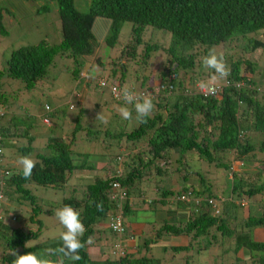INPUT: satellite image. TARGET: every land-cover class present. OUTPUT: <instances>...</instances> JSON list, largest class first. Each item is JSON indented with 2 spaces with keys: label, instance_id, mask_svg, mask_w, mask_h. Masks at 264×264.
Here are the masks:
<instances>
[{
  "label": "trees",
  "instance_id": "obj_1",
  "mask_svg": "<svg viewBox=\"0 0 264 264\" xmlns=\"http://www.w3.org/2000/svg\"><path fill=\"white\" fill-rule=\"evenodd\" d=\"M51 1L57 6L60 43L50 46L43 40L38 44L12 51L6 61L7 78L21 81L24 89L31 91L44 76L54 57L63 54L74 61L76 80L82 68L85 66L86 70L91 67L89 64L91 65L92 61L104 66V63L100 62L98 52L106 47L109 50L106 55H109L118 44L123 25L130 23L135 46L141 44L142 33L147 28L159 30L162 35L168 36V46L162 47L164 50H161L167 56V61L160 76L163 80L168 76L172 77L168 84L176 91L174 93L176 97L173 100L170 97L171 100L168 98L153 101L155 110L145 122L137 119L134 129L120 130L115 137L117 146L113 148L120 151L121 148L125 149L123 155L115 157V160L124 159L122 160L124 171L120 176L107 179L95 174L101 171L95 168L97 162L101 158H107L109 154L94 153V147L96 149L100 147L98 143L101 133L82 128L81 119L85 114L83 110L78 112L71 134L65 135L66 137H49L43 153H39L32 146L34 137L29 133L31 125L22 134H18L13 132L9 125H2L1 119L5 118V114L1 116L0 140L25 138L27 146L23 145L18 151L21 156L33 155L36 167L31 179L26 180L19 174L21 169L18 170L15 165L8 168L3 166L0 169V195L5 205L11 204L7 208L11 214L16 212V207L21 206V209L24 206L28 207L27 219L30 224L37 227L36 230L30 229L29 232L23 231L22 228L12 229L6 225L0 227V234L5 232L9 234V237L0 235L5 241L1 264H12L14 257L10 253L14 250L23 255L58 249L62 245L61 235L52 238L51 241L37 242L43 229L42 221L38 218L45 214L55 215L56 211L65 205H71L80 213L86 228L84 236L81 237L85 246L79 252L78 261L73 262L59 253L49 257L53 261L62 260L63 264H155L151 259H136L128 252L126 257L120 260L106 258L104 261H94L87 251L92 244L87 243L88 237L93 238L98 228L108 233L103 228L104 221L116 210L115 204L110 200L112 182H118L126 187L129 195L132 193L138 195L143 182L148 180L152 167H156L155 164L159 165L156 167L157 174L168 176V172H164L162 167L168 161L165 159L171 158L170 153L178 149L183 152L195 150L206 163L215 164L216 168L225 172L231 169L232 161L218 162L221 155L232 156L233 161L241 162L243 172L256 162L258 155L264 154V87L255 79L257 74L255 59L244 58L246 52L252 55L264 49V42L260 39V35H264V0H85L88 1L86 12L76 8L75 0ZM2 11L0 7V34L5 36ZM45 11H48V8H45ZM244 40L247 41L245 47L241 43ZM135 46L131 47L132 59L135 57ZM158 46L154 44L145 47L142 56L144 62L150 58L152 52L160 51ZM193 48L201 49L204 56L211 48H215L218 54L219 49L222 51L231 74L224 79L228 86H224L225 83L222 85L217 98H203L195 86L199 82L209 80L213 70L199 67L203 61L197 54L195 57H186L185 52ZM128 66L131 68L133 65ZM107 71L108 79L118 80L120 85L125 82L127 65L115 62L109 70L106 69ZM144 79L141 80V88L148 84L146 78ZM88 84L89 82H86V87ZM150 86L152 83H149L148 87ZM86 96L87 88L82 91L81 99H85ZM2 99L3 97L0 98V105L3 104ZM118 106L129 107L125 102H119ZM131 109L132 112L135 111L134 107ZM54 114L52 112L50 116H55ZM196 118L203 123L199 122L200 120L196 122ZM10 120L8 124L17 128L16 118ZM125 122L127 126L131 119ZM202 132H205V135L202 134L200 138ZM78 136L81 144L89 145L88 149L81 148L79 153ZM105 136L109 134L103 133L101 140L103 143ZM143 137H147L149 157L145 154L144 157L139 154L133 155L128 148V142L138 148V143ZM1 147L3 149L5 145ZM178 160L180 164V159ZM175 170L178 174L180 169ZM79 173L93 175V181L71 187L69 196L64 198L60 207L53 211H45L44 214L38 205L42 199L33 194L31 187L62 191L69 188L71 177ZM245 174V177L254 179L248 182L246 179L243 180L244 177H240L232 186V193L239 200L251 199L264 192V163L263 167H254ZM187 180L184 178L185 183ZM199 180V188L194 185L189 188L185 185L173 191H170L169 180L167 186H163L164 189L159 188L163 192L162 199L169 195L181 196L189 189H192L191 195L195 199H217L216 187L213 190L202 177ZM228 198L225 197L222 204L224 215L213 216L211 206L207 203L188 206L190 219L186 224L168 223L163 225L156 235L188 237L187 246L177 250L189 251L193 248L196 258L205 252L204 255H209L208 259L211 256L222 258L233 255V258L236 257L235 264H264V213L260 216L251 215L246 219L235 213L238 206L233 201H227ZM101 202L102 210H98L97 205ZM130 210L126 204L125 222L130 217ZM28 241H31L29 248L25 247ZM226 246L229 247L225 248Z\"/></svg>",
  "mask_w": 264,
  "mask_h": 264
},
{
  "label": "rangeland",
  "instance_id": "obj_2",
  "mask_svg": "<svg viewBox=\"0 0 264 264\" xmlns=\"http://www.w3.org/2000/svg\"><path fill=\"white\" fill-rule=\"evenodd\" d=\"M26 1L28 3V7H26L22 0H0V7L3 10L2 23L6 31L5 36L0 34V98L3 97V104L0 105V115L5 114V118L1 119L2 125H9L8 127H10L13 132L18 134H22L23 131L31 125L32 127L29 133L30 136L34 137L32 146L39 153H43L46 141L49 137H66L65 135L71 134L74 127L75 118L78 112L83 110L85 114L83 113L84 115L81 119L82 128H88L92 132L101 133L99 135L100 139L98 143L100 144V147L97 149L94 147V153H96V155H100L102 152L109 154L107 158L104 157L105 159L101 158V160H99L108 162L105 170L100 171L102 164H105L106 162H97L95 169L100 171V173L95 172V174L105 177L108 175L107 171L110 169H113L114 172L118 167L124 169L123 164H118L114 161L112 162V158L115 159L116 156H119L120 154L123 155L121 151L125 150L121 148L120 151L117 148H113L114 146H117V140L115 137L121 129L123 130L125 128L127 131L134 129L135 125L137 124L136 112H132L131 123L126 126V120L123 119L119 113L120 107L118 104L113 102L115 100L112 98L110 92L105 88H100L97 82L98 80H103L106 83H109L110 79L107 78L108 71L106 72V69L108 68L109 70L113 66V63L117 62L118 64L127 65L128 72L124 77L125 82L123 81L127 87H131L132 85L138 87L141 85V80H145L144 78H146V80L153 85V81L160 80V75L163 72L164 65L167 61V56L161 50H164L162 47L166 48L168 46V36L162 35L161 31L159 30L147 28L146 31L142 33L140 40L141 44L139 46H135L134 37L131 35L132 25L130 23L124 24L115 49L111 51L109 55H106V53L109 51L106 47H103V49L98 52L100 62L104 63V66L98 64L96 61L91 62L89 74L91 77H93V85L91 83L87 85V96L85 99H83V102L78 101V98L76 97V94L80 91V87H83V81L80 83V85L76 83L74 77V61L71 58L65 57L63 54L54 57L52 64L46 69L44 76L40 79V81H38L37 86L31 91H27L24 89V85L21 81L12 80L6 77V61L9 58L11 52L21 47L38 44L43 40L50 46H56L60 43L61 32L57 6L55 2L51 0ZM75 6L79 11L86 12L88 9V1L75 0ZM45 8H48V11H45ZM260 39L264 41V35H260ZM241 43L243 47L247 45L246 40L242 41ZM154 44L159 45L158 47L160 51L152 52L150 58L144 62L142 56L145 47L147 45L152 46ZM133 46H135V57L132 59L131 47ZM218 51L220 53L222 52L221 49ZM195 54L199 55V59L203 61L204 55L201 49L193 48L185 52L186 57H195ZM244 58L251 60L255 59V62L257 63V74H255V79H257V82L259 85H261V87H264V49L258 50L252 55L251 53L246 52L244 54ZM134 60L136 61L135 64ZM128 65L133 66L129 68ZM199 67H203L202 69H205L203 62L201 66L199 65ZM83 70H85V66L82 68L81 72L82 75H85ZM136 79L139 80L136 81ZM222 84V80H219L215 83V85ZM98 90L101 91L99 92ZM175 97L176 94L173 95V98ZM69 105L73 107L72 110H69ZM46 106L50 108L51 112L54 111L55 113V116H49L52 126H44L42 124V119L48 113L45 111ZM129 108L131 109L130 106ZM101 114H103L104 119L98 120L97 118ZM11 118H16L18 122L17 128H15L16 126L12 124L10 125V123L8 124V122L11 121ZM199 120V118H196V122ZM199 122L203 123L202 120ZM103 133L109 134V136L104 137V143L101 142L103 139ZM202 134L205 135V132L200 134V138ZM79 136V150H77L78 153L81 151V148H89L88 144L80 143ZM146 139L147 137H143L141 139V141L138 143V148L136 146L133 147V144H129L128 142V148L131 149L133 155L139 154L141 157H144L145 154L147 157H149V147L146 144ZM4 142L5 147L2 149L3 158L0 159V169L3 166H5L4 168H8L12 165L18 167V170L21 169L20 165L17 163L18 159L21 157L18 148L22 147L23 145L27 146V140L23 137H17L9 138ZM83 145L84 147H81ZM104 147L107 148L104 149ZM197 156L198 155L194 153V151L184 154L179 153L178 155L176 153H170V163L163 166V171L168 172V176L164 175V177L157 174V165L156 167H152L150 175L148 176V180L143 182V184L151 185L152 187V190L147 193L148 198L151 200L158 195L154 189L155 186L164 185L170 179H173L171 182L172 186L177 187V184L179 183L178 179L180 180V177H184L186 173L190 172H199L205 182L207 184H211L213 190H215L216 187L217 196L225 198L229 195V191H231V183L229 181H235L240 179V177H244L243 180L246 179L248 182H251L254 178L245 177V173L249 172L254 167H263L264 163V154L258 155L256 162L245 168L243 172L242 169L241 171L240 168L237 169V164L234 163L235 165H233L230 171L232 173L231 174L229 172L216 170L215 167H212L206 163L204 159H201L202 161L197 160ZM231 157L229 155L220 156V158L224 159L226 162H230ZM31 158L33 159V155H31ZM176 159H180L181 164L176 165ZM122 160L124 159L122 158ZM175 169H180L178 170V174L175 173ZM233 173H235L236 176H234ZM80 174L81 175L75 174L73 177H71V180L68 184L69 188L62 191L31 187L33 194L37 196L38 199H42L38 205L44 214L45 211H53L56 207L59 208L64 198L69 196L71 187H78L79 185H83L86 182L88 183L93 181V175H86L84 173ZM213 177L215 178V181H213ZM186 178L188 179L186 182L187 184H195L193 177L189 176ZM233 198L236 199L237 196L233 195ZM260 201L264 202V193L261 196H254L253 198L247 200V206L250 211L252 210V206H257L258 204L256 202ZM10 205L11 204H6L4 209L0 211V227H2V225L8 224L12 228H17L24 224L22 228L25 232H29L30 229L33 230L36 228V225H31L28 219L26 221L22 220L21 223H11L12 214L7 211V208ZM16 209L24 212L26 217L29 216L28 207L24 206L21 209L20 206L16 207ZM244 211L246 210H241L239 207H237L236 213L239 216H242ZM38 219L42 221L44 228L42 237H46V241H51L50 237H58L64 231H66V229L62 224H60L58 218L56 217V213L55 215H40ZM105 225L106 222L104 223L103 227H105ZM152 225L154 226L155 224H151L150 226ZM0 235L9 237V234L6 232ZM95 237L92 239H95ZM38 241H40V239H38ZM4 243L5 241L0 238V264L1 257L4 253ZM227 247L229 246H226L225 248ZM90 253V258L94 261L97 259L98 261V251L92 249L90 250ZM183 256V262H185L187 258H185L186 255ZM203 256L208 259L209 255L206 254ZM204 257L196 258V256H194L193 259L203 260L205 259ZM214 257L211 256L208 259L210 260L209 264H218L217 262H221V264H235L234 260L236 257L233 258V255L223 256L222 258ZM104 259L106 258L101 257L102 261H104Z\"/></svg>",
  "mask_w": 264,
  "mask_h": 264
},
{
  "label": "clouds",
  "instance_id": "obj_3",
  "mask_svg": "<svg viewBox=\"0 0 264 264\" xmlns=\"http://www.w3.org/2000/svg\"><path fill=\"white\" fill-rule=\"evenodd\" d=\"M89 66H90V64H89ZM203 66L205 69H212L213 74L211 75L209 80L199 82L195 86H196V88H198L200 90L203 98H208V97L217 98L219 96L221 90H222V87H223L222 85L225 83L224 86L225 85L228 86V83L224 82V79H226L231 74L230 68L228 67V65L226 63L223 54L222 53L218 54L216 52L215 48L209 49L208 54L203 57ZM89 68L84 71L85 75H82L80 72L78 78L75 80L78 85H80V83L83 81V83H82L83 87L82 88L80 87V91L76 94V97L78 98L77 100L80 102H83V99H81V93H82V91L86 90V88H87L86 82H89L93 85V77H91L89 74V71H90ZM171 79H172V77L168 76L167 78H165L163 80V79H161V76H160V80L153 81L152 86L148 87V84H149V82H148V84H146L142 88L140 85L138 87H135L134 85H132L131 87H127L124 83L122 85H120L118 80H110L109 83H106L103 80H98L97 84L100 88H105L110 92L112 98L115 100V101L112 100L114 103L118 104L119 102H125L126 105H128L130 107H134L135 112H136V118L138 120H140L141 122H145L146 119L149 118L152 115L153 111L155 110V104L153 103V101H155V102H157L159 100L163 101V100H166L168 98L171 100L170 97H172V100H173V95L176 91L171 86H169V84H168ZM219 80H222L223 84L222 85H215V83ZM101 83H104L105 85L101 86ZM113 85L117 86L116 96L114 94H112V92L110 90V88ZM161 86L164 88L163 90L160 89ZM156 89L158 91L153 96L151 94H149L147 96L139 97V95L142 92L146 93L150 90H156ZM98 91L100 92L101 90H98ZM113 91H115V89ZM72 109H73V107L71 105H69V110H72ZM45 111L48 113L42 119V124L44 126H52V123L49 120L50 113H52V112H51L50 108L47 106L45 107ZM119 113H120L121 117L125 120H130L132 118V109H130L129 107H126V106L120 107ZM1 116H3V114H1L0 117ZM97 119L103 120L104 119L103 114L99 115ZM45 121H47V123H45ZM3 142L4 141L0 140V151H1L0 159L3 158V156H2L3 150L1 147L2 145H5V142L4 143ZM124 151L125 150H123L121 152H124ZM191 151H194V153H196L198 155L197 160L202 161L201 159H203V158L200 156V154L197 151H195V150H191ZM189 152L190 151L183 152L179 149L177 151H174V153H176L177 155L179 153L184 154V153H189ZM165 160H168V161L164 164V166L166 164L170 163V161H171V159L169 157H167ZM113 161L118 163V164H122V160L120 158H117L116 160L114 158H112V162ZM177 161H179V160L178 159L175 160L176 165L179 164V162H177ZM231 161H232L231 169H232L233 165L237 164V169L240 168V171H241L242 163L239 161H233L232 158H231ZM98 162H106V166L102 165V168H101V171L105 170V167H107L108 162L107 161H98ZM218 162L224 163L226 161H224V159L220 158L218 160ZM17 163L21 167V171L19 174L22 176V178H24L26 180L31 179L32 174H33V170L36 167L35 160L32 159L31 156H21L18 159ZM155 166H156V164H155ZM157 166L159 167V165H157ZM210 166L216 168L215 164H212ZM231 169L228 171L229 173H231L230 172ZM115 170H116L115 172L113 171V169L108 170L107 171L108 175L105 176L104 178L107 179V178H111L113 176H120V175H122V173L124 171V169H122L120 167L116 168ZM216 170H219V169L216 168ZM220 171H223V170H220ZM223 172H225V171H223ZM233 174L235 175V173H233ZM78 175H81V174L79 173ZM185 176L186 177L191 176V177H193V179H196L195 177H199V178L202 177L199 172L186 173ZM185 176L180 177V180H179L180 184L182 187L187 185L190 188L191 185L185 183V181H184V178H186ZM162 177H164V176H162ZM172 180L173 179H170L171 182H172ZM198 181L199 180L196 179L197 186H198L197 188H199ZM213 181H215L214 177H213ZM171 182H170V186L172 184ZM229 182L231 183V191H229V195H228L229 198L227 201H229V202L233 201L234 204H236L241 210H246V211H244L242 217H245L247 219V218L251 217V215L252 216H255V215L260 216L261 214L264 213V202H261V201L256 202L257 204H260V206H252V210L250 211V209L247 206L248 205L247 200H249V199H247V198H243L240 200L238 198L234 199L233 198L234 194L232 193V186H233L234 180L229 181ZM164 183H165V181H164ZM114 184H118L119 188L113 189ZM165 185L167 186V182H166V184L161 185V186L163 187ZM209 185H211V184H209ZM181 186H179V187L182 188ZM194 186L196 187V185H194ZM110 189H111L110 200L115 204L116 210H115V213L108 215L106 220L104 221V223L106 222V225H105L106 227H103V228H105V230L108 232V235L112 236V238H113V242L111 243V245L109 247V251H108V254L106 255V258L107 259L109 258L111 260L112 259L120 260L121 258L117 256L116 249L114 248V245L118 242V238H117V235L115 233H113L109 227V219L112 216H116L118 214H121L122 222H123V226H124V231H125L124 232V241H123V245L125 248V255L122 258H125L126 254L128 252V246L126 244V241L134 240V238L132 237L133 235L130 234L128 231V224L124 221L125 220L124 210H125L126 204H128L129 209L132 207L131 197H133L134 194L132 193L131 195H129L128 189L126 187L121 186L118 182H112L110 184ZM120 190H125V193H126V198L123 202H121V207H119V205H120L119 199L114 200L112 198L114 195H117ZM191 193H192V189H189L185 194H182L181 196H171L170 195V199L174 204L181 206V207H184L185 209L190 208L188 206H194V205L197 206L199 204L207 203L208 205L211 206L213 216H219L220 214L224 215V211L222 212V210H223L222 204L225 202L224 198L217 196L218 197L217 199H209V198L195 199L194 197H192ZM261 195H259V196H261ZM168 197L169 196H166L165 198H168ZM145 203L148 206H151L152 200H145ZM4 206H5V203H4L3 197L0 195V211L2 209H4ZM102 207H103L102 202L97 205L98 210H102ZM187 210L189 212V209H187ZM224 210H225V208H224ZM56 217L58 218L60 224H62L63 227L66 229V231H64L61 234L62 245L58 249H55V250L48 249L45 253L29 252V253L21 255L16 250H14L10 253V255L12 257H14V259L12 260V264H63L62 260L61 261H53L52 259L49 258L50 256L55 255L57 253L62 254V257H67L69 260H71L73 262L78 261L80 259L79 252L85 246L81 237L84 236V234L86 232V228H85V225L80 218L79 211H77L71 205H65L63 208L58 209L56 211ZM17 220H18V222H17ZM22 220L23 221L27 220L26 215L24 214V212L16 210V212L14 214H12L11 223H21ZM23 225H21L20 227H17V228H12L8 224L6 226H8L12 229H19V228H22ZM31 225H33V224H31ZM36 229H37V227L33 230H36ZM43 230H44V228L42 229V233H43ZM42 233H41L40 238H39L40 241H37V242L46 241V237H42ZM54 237H50V238L52 239ZM30 242L31 241H28L25 244V247L29 248ZM87 243H89V244L92 243L91 237H88ZM3 256H4V254H3ZM2 257H1V259H2ZM99 260H101V257L98 258V261Z\"/></svg>",
  "mask_w": 264,
  "mask_h": 264
},
{
  "label": "crops",
  "instance_id": "obj_4",
  "mask_svg": "<svg viewBox=\"0 0 264 264\" xmlns=\"http://www.w3.org/2000/svg\"><path fill=\"white\" fill-rule=\"evenodd\" d=\"M22 2L28 7L26 0H22ZM102 165L106 166V163ZM195 178L199 180V177ZM196 179H194L196 183L194 185L198 187ZM179 186H181L180 181L177 184V187ZM177 187H173L171 184L170 191H173ZM159 188L164 189L162 186L154 187L158 195L154 199H151V206L145 203V200H150L147 193L152 190L151 185L142 184L140 194H134L131 197L132 207L130 208V217L126 220V223L128 224V231L133 235L134 240L126 241L128 253L136 259H151L155 264H209L208 259L194 260L193 248L189 251L177 250L180 247L187 246L188 237L168 234L158 237L156 235L163 225L172 224L173 222L175 224H186L190 219L188 210L174 204L170 199V195L168 198L162 199L163 192ZM151 224L155 225L150 226ZM95 236L87 251L91 254L90 250H96L98 251L97 255L99 258H106L113 238L108 233H104L102 228H98ZM204 253L198 257H202ZM183 255H186L185 258H187L185 262H183Z\"/></svg>",
  "mask_w": 264,
  "mask_h": 264
},
{
  "label": "built area",
  "instance_id": "obj_5",
  "mask_svg": "<svg viewBox=\"0 0 264 264\" xmlns=\"http://www.w3.org/2000/svg\"><path fill=\"white\" fill-rule=\"evenodd\" d=\"M104 83H101V86H104ZM115 89V91H113ZM161 90H163L164 88L161 86L160 87ZM112 94H114L116 96L117 94V86L113 85L110 88ZM157 89L156 90H150L148 92H142L139 97H143V96H147L149 94H151L152 96L157 93ZM45 123H47V121H45ZM1 154V151H0ZM119 185L118 184H114L113 185V189H118ZM114 200L119 199L120 201V205L119 207H121V202H123L126 198V193L125 190H120L119 193L117 195H114L112 197ZM109 227L112 230L113 233H115L117 235L118 238V242L114 245V248L116 249V254L118 257L122 258L125 255V248L123 245V241H124V226H123V222H122V217L121 214H118L116 216H112L109 219Z\"/></svg>",
  "mask_w": 264,
  "mask_h": 264
}]
</instances>
